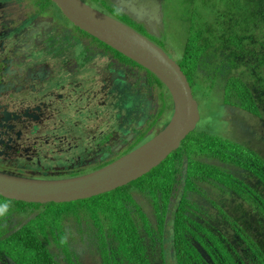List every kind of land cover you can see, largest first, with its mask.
Listing matches in <instances>:
<instances>
[{
	"label": "flooded vegetation",
	"instance_id": "1",
	"mask_svg": "<svg viewBox=\"0 0 264 264\" xmlns=\"http://www.w3.org/2000/svg\"><path fill=\"white\" fill-rule=\"evenodd\" d=\"M81 1L164 51L167 0ZM177 29L189 32L180 18ZM181 60L174 61L182 70ZM172 111L168 91L150 72L75 26L51 0H0V171L50 181L99 171L158 135ZM36 205L1 213L0 264H85L64 226L82 219L60 220L62 247L48 229H32L38 244L22 242L18 231L45 204ZM63 248L75 256L67 259Z\"/></svg>",
	"mask_w": 264,
	"mask_h": 264
},
{
	"label": "trees",
	"instance_id": "2",
	"mask_svg": "<svg viewBox=\"0 0 264 264\" xmlns=\"http://www.w3.org/2000/svg\"><path fill=\"white\" fill-rule=\"evenodd\" d=\"M217 7L212 27L198 21L207 17L199 4L195 20L182 22L190 37L182 45V71L195 99L198 90L209 98L220 88L225 109L259 120L253 142L228 140L210 126L195 129L136 181L86 200L45 204L18 231L22 242L38 244L32 229L40 228L66 245L57 228L72 214L84 220L100 264H153L155 255L161 264L171 256L172 264H264V0H218ZM211 190L225 193L231 205H219ZM136 196L152 205L155 223ZM0 200V217L8 206L38 207ZM69 250L63 248L67 259L75 256Z\"/></svg>",
	"mask_w": 264,
	"mask_h": 264
},
{
	"label": "water",
	"instance_id": "3",
	"mask_svg": "<svg viewBox=\"0 0 264 264\" xmlns=\"http://www.w3.org/2000/svg\"><path fill=\"white\" fill-rule=\"evenodd\" d=\"M71 23L150 72L168 91L172 116L148 143L113 164L64 180H37L0 171V196L34 204H63L112 192L156 168L175 151L199 122L198 104L179 65L160 47L129 26L81 0H51ZM158 13L156 9L155 14Z\"/></svg>",
	"mask_w": 264,
	"mask_h": 264
},
{
	"label": "rangeland",
	"instance_id": "4",
	"mask_svg": "<svg viewBox=\"0 0 264 264\" xmlns=\"http://www.w3.org/2000/svg\"><path fill=\"white\" fill-rule=\"evenodd\" d=\"M167 3L172 6V9L170 10V19L166 24L160 41L163 42L164 51L171 57V59L178 62L182 56V45L186 39L190 38L189 36L183 35L180 29H177L176 31L179 18H182L181 23L188 20L189 23H192V20H195V17L198 16L197 14L193 16L192 13L197 11L196 5L199 4V11L202 15H207V17H205L206 19L199 17L198 21L203 22V24L207 27H212L214 25V16L212 17V15H214V11H217L218 9V0H167ZM220 16L218 19H220ZM182 26H184L183 23ZM207 64L208 63H206L204 72H207L209 68L207 67ZM202 95L203 90H198V93L195 96L198 101L200 114V119L196 129L201 130L205 126L207 128L210 126L213 132L219 131V134L228 140H237L243 145H248L250 142H253V132L258 126L259 120L250 117L238 109H235L232 113L225 109L221 102L220 88L213 91L209 98H204ZM208 195L219 205H231L229 197L225 193L220 194L217 190H211ZM135 199L141 209L146 213L149 220L155 223L156 220L154 217L153 207L148 203V200L139 196H136ZM224 210L228 211L227 208ZM70 217H73V215L70 214ZM64 226L72 229L70 242L72 245L81 249L80 252L82 253V256H84L83 260L85 264H100V262H98V256L94 253L93 245L88 241V232H86L87 226L85 224L78 225L74 222L65 223ZM76 229H82L83 233L78 235L76 233ZM172 259L173 258L171 256L167 260V264H172ZM152 263L161 264L159 256L155 255Z\"/></svg>",
	"mask_w": 264,
	"mask_h": 264
},
{
	"label": "clouds",
	"instance_id": "5",
	"mask_svg": "<svg viewBox=\"0 0 264 264\" xmlns=\"http://www.w3.org/2000/svg\"><path fill=\"white\" fill-rule=\"evenodd\" d=\"M162 162H163V161H162ZM162 162H161V163H162ZM161 163H160V164H161ZM160 164H159V165H160ZM159 165H158V166H159ZM152 170H153V169H152ZM152 170H151V171H152Z\"/></svg>",
	"mask_w": 264,
	"mask_h": 264
}]
</instances>
